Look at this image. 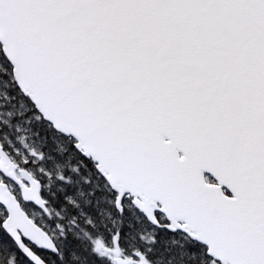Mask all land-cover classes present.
Listing matches in <instances>:
<instances>
[{
  "label": "snow or ice",
  "instance_id": "6c2138e0",
  "mask_svg": "<svg viewBox=\"0 0 264 264\" xmlns=\"http://www.w3.org/2000/svg\"><path fill=\"white\" fill-rule=\"evenodd\" d=\"M0 264H264V0H0Z\"/></svg>",
  "mask_w": 264,
  "mask_h": 264
}]
</instances>
